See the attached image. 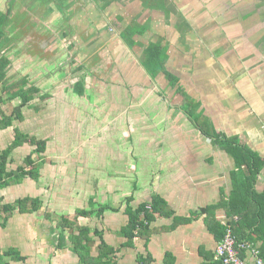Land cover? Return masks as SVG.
I'll use <instances>...</instances> for the list:
<instances>
[{"label":"crops","instance_id":"crops-1","mask_svg":"<svg viewBox=\"0 0 264 264\" xmlns=\"http://www.w3.org/2000/svg\"><path fill=\"white\" fill-rule=\"evenodd\" d=\"M8 10L29 13V39L50 53L32 64L44 66L33 83L42 92L24 120L0 129V153L15 127L47 141L41 155L28 143L11 153L10 170L33 153L40 176L0 187V203L31 197L41 206L16 210L5 225L0 218L1 264L216 263L224 237L213 227L230 220L219 203L233 189L236 164L203 128L238 137L258 155L255 189L264 192V0H0ZM153 43L166 57L157 74L146 66ZM156 195L173 214H156L130 240L127 205ZM100 205L109 208L77 213ZM62 217L74 226L63 230ZM240 219L246 228L252 221ZM83 226L88 260L72 240ZM10 248L22 258L6 255Z\"/></svg>","mask_w":264,"mask_h":264},{"label":"trees","instance_id":"trees-1","mask_svg":"<svg viewBox=\"0 0 264 264\" xmlns=\"http://www.w3.org/2000/svg\"><path fill=\"white\" fill-rule=\"evenodd\" d=\"M9 10L0 11V85H2L0 91V129L13 126L16 121H23L25 118L24 108L27 107L37 95H40L42 90L36 84L31 83L27 76H23L18 81H12L8 77V70L12 64V60L6 52L5 44L8 40L6 28L9 24ZM165 55L159 44L153 43L149 46L146 58V66L154 74L159 73L165 69ZM172 80H175L174 76H171ZM31 84L28 86V84ZM78 92L83 93L82 86L79 85ZM47 94V93H46ZM46 94H42V98H46ZM18 99L20 103L12 109L10 113H6L3 108L9 100ZM194 105L193 107H195ZM197 107V106H196ZM191 116L197 120L198 124H201L200 117L196 115L194 110L190 112ZM206 134H213L220 144L229 152L235 159V169L232 171L233 176V189L230 195L224 197L219 206L225 207L230 220L226 225L217 224V227H213L218 232V238L221 240L228 226L234 229L238 238L247 240L254 244H259L261 256L264 258V192H258L255 189V184L258 178L262 164H259L258 155L253 152L248 146L243 144L238 137L224 136L220 138L219 134L215 135V131L212 127L209 129L203 128ZM30 144L36 146L34 152L38 155L46 151L47 141L43 138H38L36 135L27 134L19 127H15V138L13 142L6 147L0 153V187H6L12 184L22 182L26 177L37 179L40 176V166L36 160L33 159V153L28 155L24 164L19 165L17 168L10 170L8 164L11 161V153L13 150L24 144ZM254 161V162H253ZM246 171L247 175L242 176L240 172ZM41 206V200L38 198L24 197L19 198L13 203H0V218H4L3 224L5 225L10 216L18 210L21 213L35 212ZM165 207V210L162 208ZM167 202L159 195L154 196L150 203L141 204L140 207L134 208L130 204L126 207V213L129 216L127 225L123 228V233L130 239L141 233L144 227L149 228V224L154 220L156 214L164 216H171L173 214L172 209L167 208ZM109 205H100L98 209H85L78 210V215L87 216L93 212L102 214ZM205 211L208 208L204 209ZM236 216L239 219L234 220ZM242 216H248L252 218L249 222L248 228L246 221H241ZM64 228L73 227L75 221L68 217H62L59 222ZM90 229L86 226L79 228V233L73 234L72 240L74 242V250L77 251L83 259H87L83 254L84 240L89 239L88 234ZM63 238V233L60 234ZM61 238V237H60ZM105 244V243H103ZM103 245L100 247L102 250ZM6 255H11L13 259H20L21 253L15 248H10L5 252ZM4 253L0 251V264L4 262ZM141 260V259H140ZM213 260V259H212ZM88 263V261H87ZM89 264V263H88ZM106 264V263H100ZM211 264H221L220 261Z\"/></svg>","mask_w":264,"mask_h":264},{"label":"rangeland","instance_id":"rangeland-1","mask_svg":"<svg viewBox=\"0 0 264 264\" xmlns=\"http://www.w3.org/2000/svg\"><path fill=\"white\" fill-rule=\"evenodd\" d=\"M28 15L29 13H9L10 20L6 28L8 40L5 44V49L2 50L12 59V64L8 70L9 79L16 82L24 76L23 73L25 71H29L34 80L31 81V83H34L41 75H43L41 70L44 66L38 64L32 66V64L35 59L42 58L43 53H50V51L44 52L40 47L35 45L32 39H29L30 36H28V33L34 28L32 24L34 19L29 18ZM41 28L43 29V26H41ZM45 35L46 34H43V36ZM38 36L41 37L40 35ZM22 57L25 58V61L20 65L18 60ZM30 85L31 84L29 83L28 86ZM1 88L2 85H0V91ZM15 103H6V111L10 113L12 110L11 107H14Z\"/></svg>","mask_w":264,"mask_h":264},{"label":"built area","instance_id":"built-area-1","mask_svg":"<svg viewBox=\"0 0 264 264\" xmlns=\"http://www.w3.org/2000/svg\"><path fill=\"white\" fill-rule=\"evenodd\" d=\"M249 252L254 257V264H264L260 249L247 240L237 237L231 227H228L224 238L217 244L215 258L221 264H246L243 252Z\"/></svg>","mask_w":264,"mask_h":264}]
</instances>
